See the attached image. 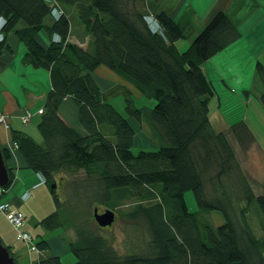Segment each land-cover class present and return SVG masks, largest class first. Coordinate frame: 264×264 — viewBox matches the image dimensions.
Here are the masks:
<instances>
[{
	"label": "trees",
	"instance_id": "obj_1",
	"mask_svg": "<svg viewBox=\"0 0 264 264\" xmlns=\"http://www.w3.org/2000/svg\"><path fill=\"white\" fill-rule=\"evenodd\" d=\"M56 5L64 12L57 19L51 13V6ZM67 5L75 7L89 32L87 48L69 39ZM1 15L7 18L5 32L15 29L27 46L24 57L36 68L49 69L52 77L40 112L41 141L24 131H11L28 167L43 173L44 183L52 187L57 208L41 225L54 231L75 224L53 185L58 174L84 169L95 174L86 180L85 189L106 202L141 201L130 215H143L149 226L151 236L144 250L124 256L103 235L79 226L77 238L70 243L77 257L73 264H264L263 242L246 218V210L237 216L233 206V197L243 194V200L262 217L264 227V193L254 194L227 136L218 133L210 119V100L216 91L203 64L240 39L229 16L219 11L182 51L176 42L185 36L183 29L151 0H0ZM148 16L158 22L159 30L151 29ZM18 22L25 25L17 28ZM42 29L50 34L47 46L38 39ZM55 34L60 40H54ZM102 65L134 84L154 100V106L143 111L126 96L127 116L123 115L102 96L94 75ZM255 67L264 107V60L258 59ZM68 97L79 107L85 132L60 114ZM147 114L163 143L156 150L136 153V129L129 119L142 122ZM238 128L235 134L241 139L245 132L252 137L245 122ZM2 152L6 162L9 154L3 148ZM8 170L10 181L0 195L15 183L12 168ZM234 171L235 184H223ZM214 178L213 190L208 192L206 183ZM37 185H41L39 180ZM188 191L200 210H217L224 222L215 226L211 220H198L188 207ZM156 196L157 203L142 201ZM36 242L42 254L31 264H64L51 251L47 238L41 236Z\"/></svg>",
	"mask_w": 264,
	"mask_h": 264
},
{
	"label": "rangeland",
	"instance_id": "obj_2",
	"mask_svg": "<svg viewBox=\"0 0 264 264\" xmlns=\"http://www.w3.org/2000/svg\"><path fill=\"white\" fill-rule=\"evenodd\" d=\"M65 12L67 13L66 10ZM241 53L242 51H239L236 56L237 59L240 58ZM244 58L245 57H243V59ZM241 64L242 71L238 72L241 74L236 73V78L239 79L237 85L242 86L244 83L250 82V90L237 89L228 91L225 86H222L224 92L221 91L220 93L216 91L215 97L210 100V119L214 124L216 131L218 133H224L227 136L241 166V171L243 175H245L248 185L251 186L254 194L257 196L258 194L264 193V107L259 99L263 88L262 85H260V79L257 78V73H253L254 69L251 70L253 71L252 73L247 72L250 68L243 62L239 64L240 67ZM105 70L106 69H104V71ZM113 73H108L106 71L104 73L105 83L110 86V89L108 91L106 90L104 93L109 94L114 90L117 92L126 90L128 91L126 92L128 97H131L130 95L133 93L137 94L136 87L131 84L126 86L127 81L123 76ZM208 78H210L212 82L214 80L220 81V79H218L219 76H209ZM125 100L126 98L122 95L114 100V102L116 101L115 104L119 107V111L127 116L126 105L124 104ZM147 100L149 99L145 97L143 102H141V104H146L144 105L143 111L148 110V105L154 106L153 99L151 102H148ZM121 103L124 105H121ZM31 122H36L35 117L31 118ZM243 122H245L247 127L253 132L252 137H250L247 132L244 133L242 139L235 134L238 133V125ZM134 126L136 127L137 137L136 143L133 146L134 152L138 153L141 149L156 150L159 148V145L163 143L162 137L150 121L148 114L143 117L142 122L136 120ZM212 174L213 173H210L211 176ZM31 175L32 176L28 179L29 181H25L26 184H22L21 182L20 184L18 183V185L12 186L9 191L4 190L5 192H2L0 195V202L5 200L12 201L15 197L20 198L23 191L28 188L32 189L31 197L29 199L21 200L22 202L20 206H16L13 203L12 205L21 214L28 218L25 222L24 228H26L33 238H35L34 240L37 241L41 236L47 238L51 244V251L53 253L60 251L64 264H73L77 261V257L71 251L70 243L77 238V230L79 226L87 230L90 229L98 235H103L108 244L112 245L120 255L124 256L132 253H140L144 250L147 245L146 243L151 236L148 223L143 215L137 217H132L130 215V212L136 209L141 201H137L135 198H129L106 202L102 200V197L98 195L95 196L91 193L90 189L88 190L84 187L86 180L94 177L95 174H91V172L84 169L75 174L64 172L58 174L56 177V192L62 199L65 212L72 216L71 218L75 220V224L69 225L66 228H58L54 231H50L43 227L40 222L46 215L54 212L57 208L54 195L51 192L52 187L47 183L34 186L33 183L38 182L39 178L35 171H31ZM207 176L209 175L207 174L206 177ZM228 176V178H225L223 184L226 186L228 183L229 185L230 183L235 184L234 177L237 176L235 171ZM215 182V178L212 179L211 182L208 179V182L206 183L209 187L208 192L213 190ZM1 189L2 186H0V190ZM77 190H79L78 192L80 194ZM242 195L243 194H240L236 198L233 197V206L236 209L237 216L241 215L242 209L244 211L246 210L245 216L249 220L252 228L255 229L257 238L262 240L264 248V227L261 221L262 217L257 214V211L253 206H251L246 200H243ZM186 199L189 209L196 214L198 220L202 222L211 220L215 226L224 222L219 211L215 210L210 212L208 210H200L192 192H186ZM142 201L146 204H151L157 203L160 200L158 196H156L151 198V200ZM97 205L101 210L108 207L115 210L117 215L116 220L113 223L114 225L103 227L97 223L93 214L94 207ZM0 237L4 239L5 244L8 245V247L10 246V250L16 255L17 264L27 263V260H24L21 256L19 257L22 252H19L21 254L16 252L22 249L26 251V249H28L27 244L22 239H18L17 229L10 223L4 210L0 211ZM28 250L32 259H35L37 254L40 256L42 254L39 250Z\"/></svg>",
	"mask_w": 264,
	"mask_h": 264
},
{
	"label": "crops",
	"instance_id": "obj_3",
	"mask_svg": "<svg viewBox=\"0 0 264 264\" xmlns=\"http://www.w3.org/2000/svg\"><path fill=\"white\" fill-rule=\"evenodd\" d=\"M151 2H154L160 9L165 10L168 15L175 18L179 27L183 29L185 36L176 42L178 48L182 51L187 49L195 40L197 34L207 26L219 11L229 16L233 24L238 27L241 37L226 49L208 58L203 64V69L207 72L208 77L219 76L218 79L220 81H213L215 91L224 92L222 86H225L228 91L237 89L250 90V82L244 83L242 86L237 85L239 79L236 78V73L242 71V64L241 67L239 66L241 62L247 64V67L250 68L247 72L252 73L254 71L253 73H256L255 65L257 59L264 58V0H151ZM64 9L68 12L71 22L70 41L87 48L89 46L90 35L85 26L79 21L78 12L72 5H67ZM24 25L23 22H18L17 28ZM5 33L6 39L0 44V109L6 113V120L9 122V125L0 123V143L6 153L9 154L6 164L8 168H12V173L15 175L14 185H18L21 182L22 184H26L30 176L33 175H31V171L34 170L28 167L22 153L15 148L11 131L13 129L21 130L29 136L31 135L35 140L41 141L42 134L38 130V125L42 114L38 111L45 105L46 95L52 88V77L49 69L43 67L36 68L24 57L27 46L16 34L15 29L8 30ZM37 35L43 45L47 46L50 43L48 30L42 29ZM239 51H242V53L240 58L237 59L236 56ZM242 56L246 59H243ZM104 69L108 73L114 72L102 65L94 71L96 81L102 88L104 99L118 109L119 107L115 104L116 101L114 102V100L122 95L126 98V92L128 91L117 92L114 90L109 94L104 93L110 89V86L105 83ZM123 78L127 81L126 86L131 84L136 87L125 77ZM136 89L137 94L133 93L130 96L135 105L144 108L146 104H141V102H143L145 96L141 94L137 87ZM151 100L149 98L147 101L151 102ZM124 104L126 105V100ZM124 104L121 103V105ZM60 108V114L63 119L80 132H85L78 118L79 107L72 97L66 98ZM27 110L33 112L32 117H35V123L31 121L24 123L22 121L21 117ZM129 120L134 126L135 121L133 119ZM136 140L137 137L134 145ZM36 184L37 182L33 183L34 186ZM11 202L16 206H20L22 202L21 197H15ZM16 252H22V254L19 253L21 255H18L27 260L25 264H31L40 257L37 254L35 259H32L28 249ZM55 254H59L61 257L60 251H57Z\"/></svg>",
	"mask_w": 264,
	"mask_h": 264
},
{
	"label": "built area",
	"instance_id": "obj_4",
	"mask_svg": "<svg viewBox=\"0 0 264 264\" xmlns=\"http://www.w3.org/2000/svg\"><path fill=\"white\" fill-rule=\"evenodd\" d=\"M51 13L57 19V18H60L64 12L61 10V8H59V6L56 5V6H51ZM147 19L150 22L151 29H153L155 31L159 30V24L155 19H153L151 16H148ZM6 23H7L6 16L1 15L0 16V44H2L4 42V40L6 39V36H5L6 33H5V29H4L6 26L5 25ZM54 40L55 41L60 40V36L55 34ZM42 111H43V109L40 108V110L38 112L40 113ZM32 115H33V112L31 110H27L21 117L22 121L24 123H29L31 121ZM6 118H7L6 113L0 109V123H4L8 126L9 122L6 120ZM37 174L39 177V184H43L45 182V177H44L43 173H37ZM22 197L24 200L29 199L31 197V191L26 190L22 194ZM1 210H4L6 212L10 223L14 226V228L17 229L18 239H22L23 241H25L28 249H30L32 251L39 250V252H42V250L40 248H38L37 242L34 240L35 238H33V236L29 233L28 230H26V228H24L25 222L27 221V217H25L15 207H13V205H11L10 202L1 201L0 202V211Z\"/></svg>",
	"mask_w": 264,
	"mask_h": 264
},
{
	"label": "water",
	"instance_id": "obj_5",
	"mask_svg": "<svg viewBox=\"0 0 264 264\" xmlns=\"http://www.w3.org/2000/svg\"><path fill=\"white\" fill-rule=\"evenodd\" d=\"M10 181V175L8 166L5 162L4 154L2 152V146L0 143V186H5ZM56 186L54 183L53 188ZM93 214L98 224L103 227H109V225H113L116 220L115 211L108 207L103 211H100L99 206L94 207ZM0 264H17V260L15 255L9 249V247L5 244L4 239L0 237Z\"/></svg>",
	"mask_w": 264,
	"mask_h": 264
},
{
	"label": "flooded vegetation",
	"instance_id": "obj_6",
	"mask_svg": "<svg viewBox=\"0 0 264 264\" xmlns=\"http://www.w3.org/2000/svg\"><path fill=\"white\" fill-rule=\"evenodd\" d=\"M103 210H104V209H103ZM103 210L100 209V211H103ZM113 225H114V224H113ZM109 226H112V225H109Z\"/></svg>",
	"mask_w": 264,
	"mask_h": 264
}]
</instances>
